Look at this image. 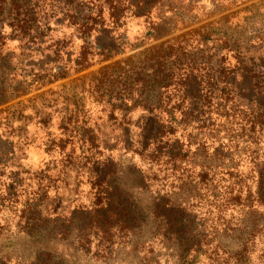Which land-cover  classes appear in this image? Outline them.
Instances as JSON below:
<instances>
[{
    "label": "rangeland",
    "instance_id": "obj_1",
    "mask_svg": "<svg viewBox=\"0 0 264 264\" xmlns=\"http://www.w3.org/2000/svg\"><path fill=\"white\" fill-rule=\"evenodd\" d=\"M142 1L148 15L117 25L107 12L93 29L56 18L44 43L0 45V264H264V137L217 116L250 112L234 92L264 104L252 81L226 83L235 49L264 43V0ZM161 43L180 48L183 82L155 100L102 97L87 75L96 55L73 72L82 47L116 60ZM58 67L69 76L49 83Z\"/></svg>",
    "mask_w": 264,
    "mask_h": 264
},
{
    "label": "trees",
    "instance_id": "obj_2",
    "mask_svg": "<svg viewBox=\"0 0 264 264\" xmlns=\"http://www.w3.org/2000/svg\"><path fill=\"white\" fill-rule=\"evenodd\" d=\"M124 4L126 6H123ZM149 5L147 1L142 0H0V45L12 40L23 43L24 46L29 45V47L44 43L46 33L51 29L49 23L52 19L59 18L68 22L70 26L78 27V29H93L96 22L99 19L102 20L104 12L108 13L110 20H112L111 23L117 25L124 12H130L132 17L148 15L152 9ZM90 35V33H87V37ZM91 49L90 47H82L74 61L77 68L75 70L74 67L73 72L79 73L91 68L96 63L90 62V56H98L97 63L104 64L87 75L95 82L97 92L102 97L105 95L118 97L120 95L117 98L120 105H126L127 103L134 105L144 100H147L146 102L155 100L157 99L156 91L160 92L172 87L175 85L176 80L181 81V78H183L182 75L175 72L181 54L180 48L175 43L169 47L164 43L157 44L144 49L141 53L116 60L111 56H105L103 47H97L96 49L99 50L95 54H91ZM235 50L237 52V55L234 54L236 63L232 69L234 77L226 83L232 85V88L236 90L235 83L238 76L243 81L247 79L253 82L251 89L256 91V95H264V43L252 48H247L245 45L239 46ZM56 54L59 59V53ZM69 74V71L58 67L53 75L54 79L48 82L64 79ZM187 78L190 77L187 76ZM241 90L243 88H239L240 92ZM150 93L152 94L149 95ZM244 96L242 93L237 92L233 94L235 100H243L247 104L250 112L246 115L243 112L230 111V113L219 112L222 114H217V116H223L225 119L239 118V115L234 117V114H240L242 120L250 125L249 132L252 134L250 136L261 135L264 137V104L256 100H253L250 104ZM118 108L120 107L118 106ZM149 113L150 115L147 114L144 117H148L147 120L153 124V127L149 130L151 143L155 148H158L166 131L163 130V126L158 119L161 116L160 111L157 114H151L155 112L149 110ZM142 131L145 132V129H142ZM154 152L157 154V149H154ZM136 154L141 155L142 152L137 151ZM151 156L153 159V154ZM263 188L264 178L259 191L262 192ZM106 200L110 206L113 204L111 195H107ZM112 211L110 209L105 210L101 216L104 220H107L110 217L107 215ZM127 213V210L123 207L114 211V215L122 220L129 217V213ZM199 242H196V246H198L196 247V253H199L202 246ZM246 247L247 245L243 246L242 244L241 250L236 251L235 254L233 253V256H241L245 253Z\"/></svg>",
    "mask_w": 264,
    "mask_h": 264
}]
</instances>
